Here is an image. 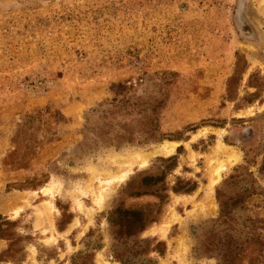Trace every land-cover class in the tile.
<instances>
[{"label": "rangeland", "instance_id": "obj_1", "mask_svg": "<svg viewBox=\"0 0 264 264\" xmlns=\"http://www.w3.org/2000/svg\"><path fill=\"white\" fill-rule=\"evenodd\" d=\"M240 3L0 0V196L17 203L0 264H264V0H243L253 39Z\"/></svg>", "mask_w": 264, "mask_h": 264}, {"label": "bare ground", "instance_id": "obj_2", "mask_svg": "<svg viewBox=\"0 0 264 264\" xmlns=\"http://www.w3.org/2000/svg\"><path fill=\"white\" fill-rule=\"evenodd\" d=\"M178 145L177 144H174V143H169V142H166L164 143L163 145H161L160 147H158L155 151L149 153L146 155V158L144 159V161H142L141 165L142 167H146L147 164H148V160L150 159V157H154V156H163V157H170L172 156L176 149H177ZM218 155H223V157H225L226 160H228L230 163H231V166L238 161V156L235 155L234 153L232 152H222L221 150L218 152ZM139 156V155H138ZM137 155L136 154H133V155H129L127 157V162H130V158L132 159H136ZM224 159V158H223ZM223 166L217 168L216 170V173H217V178L212 180L211 182V185H210V191L208 192V198H212L211 195L213 193V189H214V186L219 182V179L221 178V171H222V168ZM129 172L128 171H124V173H122L121 176H118L117 178H115V180L113 179L114 182H124L127 180V178L129 177ZM111 181V183L113 182ZM108 194H109V189L108 188H105L103 187L100 191V194L99 195H95L94 197V201L100 205V207L102 206V204L106 201V198L108 197ZM154 229V228H153ZM152 229V233L153 234H161V236H165L167 230L163 231V232H159V231H156V230H153ZM162 230V229H161ZM98 264H102L101 262H99Z\"/></svg>", "mask_w": 264, "mask_h": 264}, {"label": "water", "instance_id": "obj_3", "mask_svg": "<svg viewBox=\"0 0 264 264\" xmlns=\"http://www.w3.org/2000/svg\"><path fill=\"white\" fill-rule=\"evenodd\" d=\"M236 21H237V25H238V28L240 29L241 34L245 36V38L253 39L252 31L249 29L247 22L243 15V0H241L239 11L236 16Z\"/></svg>", "mask_w": 264, "mask_h": 264}, {"label": "crops", "instance_id": "obj_4", "mask_svg": "<svg viewBox=\"0 0 264 264\" xmlns=\"http://www.w3.org/2000/svg\"><path fill=\"white\" fill-rule=\"evenodd\" d=\"M17 175L19 174L17 173L14 174V176H17ZM18 196L20 199L24 197L23 193H19ZM13 206H17V203L16 204H13L12 202L8 203L7 198L0 196V208H2L6 214H9V215L12 214L13 211L9 209H12Z\"/></svg>", "mask_w": 264, "mask_h": 264}, {"label": "trees", "instance_id": "obj_5", "mask_svg": "<svg viewBox=\"0 0 264 264\" xmlns=\"http://www.w3.org/2000/svg\"><path fill=\"white\" fill-rule=\"evenodd\" d=\"M190 191H191V190H190V189H188V190H185V191H183V192H184V193H188V192H190ZM175 192H177V193H178V192H180V191H179L178 189H176V190H175Z\"/></svg>", "mask_w": 264, "mask_h": 264}]
</instances>
